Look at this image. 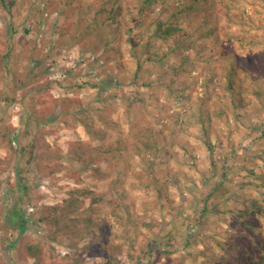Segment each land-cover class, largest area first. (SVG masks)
I'll use <instances>...</instances> for the list:
<instances>
[{
  "label": "trees",
  "instance_id": "1",
  "mask_svg": "<svg viewBox=\"0 0 264 264\" xmlns=\"http://www.w3.org/2000/svg\"><path fill=\"white\" fill-rule=\"evenodd\" d=\"M138 1L137 11L128 15L129 7L124 0H107L105 5L100 0H32L29 13L20 23L19 9L30 0H0V13L6 23L0 32L5 39L0 53L3 87L0 88V149L5 151L0 156V167L17 168V189L23 197L29 193L32 178L39 174L43 177L46 171L56 179L63 171L75 173L70 176L76 178L75 187H69L65 198L52 205L34 207L40 225L49 229L45 234L49 243L39 241L38 246L28 245V256L37 259L36 264H42L45 259L40 256L39 246L43 244L48 251L46 258H51V244L58 243L59 234L63 233L72 239L89 241L80 251L106 248V261L98 264H118L115 250L117 254L126 253L129 264H154L156 256L171 255L182 240L186 262L177 264H264V195L257 193L255 187V179L264 167V4L257 5L251 0ZM207 4H213L219 12L218 23L229 41L215 35L211 23L200 18V12L208 9ZM242 5H249V10L242 11ZM154 6H158L159 15L147 20L152 10L155 13ZM67 11L71 14L64 18L68 16ZM53 14L59 20L64 18L65 23L75 14H81V19L79 25H75L77 21L74 23L76 30L67 39L69 44L66 39L60 40L48 51V41H38L35 31L49 24ZM18 22L21 25L16 26ZM27 23L33 24L34 30L25 28ZM64 28L55 26L51 35L57 32L64 39L67 37ZM153 28L178 30L181 33L178 43L160 52L161 55L153 52L160 51L166 37H171L158 32L162 35L156 38L151 32ZM86 35H89L86 44L80 45ZM28 42L33 45L31 51L25 47ZM38 42L42 44L39 51ZM76 45L89 49L91 56L104 53L108 63L103 59L100 62L103 67L108 66L101 72L105 75L101 81L108 82H103L104 88H101L100 83L96 87L95 81L81 80L76 87L71 81L78 77L77 73H69L65 80L66 92L87 87L98 96L97 105L73 97L59 100L60 128L74 131L83 126L88 136L73 142L67 164L61 147L39 138L49 123L45 112L40 116L34 112L36 94L48 92L52 82L38 88L34 84L41 75L55 69L54 49ZM113 50L118 54L116 65L110 62ZM167 53V62H161ZM151 70L158 78L145 76ZM84 76L81 74L79 78ZM196 86L199 92L194 94ZM122 92L125 103L118 109L116 103ZM163 99L165 102L161 105ZM17 100L23 107L27 127L22 132L7 124ZM58 105L55 102L54 109ZM175 107L179 111L175 112ZM159 108H170L174 117L172 126L155 130L154 121H158L155 112ZM121 112L125 119L114 122L113 117H119ZM254 113L262 121L254 119ZM214 122L221 123V133L215 136L221 147L219 156L209 149L213 147L210 142ZM176 135L180 142L172 139ZM195 142L200 146L195 147ZM206 146L210 175L197 167L196 153L203 152ZM39 147L50 151L51 161L57 163L54 168L52 162H44L46 157L37 154ZM253 147L256 150L249 154ZM74 161L81 166L75 168ZM44 163L46 168L42 170ZM235 169L237 181L232 176ZM135 172L147 173L149 183L145 190L157 197L148 212L142 211L146 213L143 216L136 213L125 187L126 178L136 175ZM111 174L114 177H110L104 194L93 185L88 186L83 177L101 180ZM2 185L0 181V188ZM4 186L8 188L10 182L4 181ZM191 188L197 189L191 195L199 197V201L191 213L176 212L175 218L182 219L181 225L167 233L166 214L174 211L170 193L179 194L183 199L184 192ZM244 194L249 195L245 209L234 212L233 199L239 200ZM11 215L13 233H23L20 210L13 209ZM220 218L227 229L220 227ZM185 228L191 229L186 235ZM199 231L207 235L202 238ZM19 233L13 244L19 239Z\"/></svg>",
  "mask_w": 264,
  "mask_h": 264
},
{
  "label": "rangeland",
  "instance_id": "2",
  "mask_svg": "<svg viewBox=\"0 0 264 264\" xmlns=\"http://www.w3.org/2000/svg\"><path fill=\"white\" fill-rule=\"evenodd\" d=\"M103 5H105L107 0H100ZM257 5H260L261 3L264 4V0H251ZM124 4L128 5L129 10L127 12L128 15L133 14L137 11L139 7V1L138 0H124ZM32 7V0H30L29 4L24 6L23 8L19 9L21 20L20 23L23 22V20L26 18V16L29 13V9ZM106 7V6H105ZM208 9L204 10L203 12H200V18L203 19V21L210 25L211 23V29L213 30V33L215 35H220V38L224 39L225 41H229L230 38L226 35V31L223 30L222 26L218 23L219 20V12L214 8L213 4H207ZM109 8L113 9V6H110ZM158 6H154L153 9L155 10L154 14H152V11L150 13V16H147V20H150L152 16H155V14L159 15V12L157 11ZM249 5H242V11L249 10ZM244 9V10H243ZM241 11V12H242ZM68 16L64 18H69V14H71L69 11ZM113 12V11H112ZM114 13V12H113ZM81 14H75L70 17V21L68 23H65L63 19H58V16L56 14L52 15V18L50 19V23L43 25L38 31H35V38L38 39V41H48L49 47L47 48L48 51L52 50L55 46L56 42H59L60 40L66 39V44H69L70 42L67 41V39H71L74 35V29L75 25H79ZM106 16V14H104ZM77 21V22H76ZM4 18L0 13V32L4 30V27L6 26V23H4ZM77 23L74 25V23ZM17 25H21L16 23ZM60 25L61 27H65V32L67 33V37H64V39H60V33H53L51 35V29H54L55 26ZM34 25L31 23H27L25 25V28H30L32 30ZM93 27V26H92ZM152 35L156 36L158 38L159 35L158 32H162L163 34H166L167 36L170 35L171 37H166L167 41H165L164 45L161 47L160 51L153 50V52L159 53L167 51L168 47L174 48L176 43H178L177 37L181 35L178 30L173 29L170 31L165 30H159L156 31V28L151 29ZM174 33L177 34V36L174 35ZM50 36V37H49ZM89 35H86L85 37H82L84 41L82 43H79L80 45L86 44V40L88 39ZM4 40L2 36L0 35V53L3 52V46H4ZM38 42L37 51L41 48V43ZM227 43V42H225ZM54 45V46H53ZM80 45H76L72 48H63L62 50H53L54 54L52 56V59L54 62H56V67L53 69L50 73L41 75L38 80L37 84H34V87L38 88L40 85H47V82H52L51 86L49 87L48 92L42 94L38 93L35 96L36 101V108L34 110L36 116L42 115V113H46L47 119L46 122L49 123L42 133H40L39 138H45L46 141L49 143H56L61 149L64 151L65 158L68 156V152L70 150V147H72V144L74 141L77 140L78 137H82V139H88L87 134L84 132V127L79 126L74 131L64 130L62 127V123L57 119L58 114L61 111L59 100L67 98V97H73L74 99H82L85 102L89 101L92 104H96L98 102V96L97 93L87 87H84L82 90H77L76 87H78V84L81 83L80 81L85 80H92L95 81L96 87L100 83V87H103V82L106 83L108 80L101 81V79L105 76L101 72L106 69L108 65H104L100 62L101 59L104 60V62L108 63L107 60L104 57V53L98 52L93 53L91 56V51L89 49H86L84 47H81ZM26 49L29 51L32 50L33 45H31L29 42L27 46H25ZM88 50L89 53H85L84 51ZM152 51V50H151ZM169 53V52H168ZM162 56L161 59L163 63L167 62V57ZM118 54H115V51H112V55L110 58V62L112 65H116ZM89 58L92 59L91 62L84 61L89 60ZM84 59V60H83ZM113 59V60H112ZM84 62L83 64H81ZM98 62V63H97ZM82 65V67H79L78 65ZM67 69V72H65ZM82 69V71L80 70ZM100 71V72H99ZM0 73H1V67H0ZM69 73L76 74L78 77H76L73 81H71V84L73 86H76L75 88H72L71 92H66L67 85L66 79L69 76ZM81 74H85V76L82 78H79ZM113 74H116L115 72ZM157 75L152 72V70L145 74V76L150 79L151 76ZM94 76H100L97 79H93L91 77ZM112 76V74L107 75ZM154 78H158L154 77ZM152 78V79H154ZM56 81H60V84H56ZM190 79L188 80V82ZM154 83V82H151ZM0 88L2 87V84H0ZM105 90V89H103ZM197 91V92H196ZM194 94L199 92V86H196L194 88ZM20 96V93L17 94ZM125 94L122 92L119 94V98L116 103V107L121 109V105L124 104L122 102L123 96ZM97 96V97H96ZM167 100V99H166ZM18 101V100H17ZM168 101V100H167ZM55 102L59 104L56 109ZM165 102V99L161 102V105H163ZM92 107V105H90ZM171 109H173L172 105L170 106ZM170 108H159L155 112L157 116L158 121H154V128L155 130L158 129H164V127H167L166 125L172 126V118L174 117L172 112L179 111L178 107L174 108V111L169 110ZM23 113V107L18 101L17 104L14 105L12 110L10 111L9 120L7 122L8 125L13 126L18 131H23L26 129L25 124V118L22 116ZM55 113L56 115H53ZM254 119L257 118L258 120L262 119L256 115V113L253 114ZM231 119H235L233 115L230 116ZM125 119L124 114H120L119 117L115 116L113 117L114 122H117L118 120L123 121ZM260 122V121H259ZM220 124L218 122H214L215 131H213L212 134V142L210 144L213 146L209 148L206 146L204 148L203 152H198L197 157L199 158L198 162V170L206 175H210V168L208 167V148L214 152V155L219 156L221 153V147L218 146L216 142V137H218L221 133ZM227 125V124H226ZM247 126V124H246ZM228 127V126H226ZM157 136L160 135L159 133H155ZM236 136V133L234 134ZM163 138L162 136H159ZM203 138L207 139L208 137L203 133ZM165 139V138H164ZM176 142H180L181 139L179 138V135L172 138ZM136 141V139L134 140ZM195 147L200 146L198 143H193ZM245 145H248L246 142ZM54 147H52L53 149ZM250 149V148H249ZM256 150V147H253L252 150L249 151V154H252V152ZM4 150L0 149V156L4 155ZM181 153V151H180ZM37 154L39 156L46 157L44 160L45 163H51V159L49 157L50 151L43 149L39 147ZM262 156L264 158V142L262 144ZM70 160L66 158V163L68 164ZM45 163L43 164L42 170H44ZM74 167H80L81 164L78 162H73ZM56 162H52V168L56 166ZM208 164V165H207ZM105 165H103L102 170L105 169ZM6 166H1L0 169L3 171L0 172V181L3 183L2 187L0 188V264H36L37 259H32L30 256H28L27 253V247L28 245H35L40 243L39 241L45 242L48 240L46 239V232L49 231L48 228H44L40 225L38 222V217H36V210L34 207H39L43 205H52L56 202H59L63 198H65V193L69 190V187L73 188L75 187V181L76 178L70 176H75V173L73 172H66L63 171L58 178L52 177L48 171H46L43 175L41 174L36 175L32 178L30 184H29V193L25 197H23L18 189V176H17V168L12 166V168L5 170ZM106 170V169H105ZM104 170V172H105ZM261 170V169H260ZM237 169H235L232 173V176L237 181ZM258 172V171H257ZM136 175H131L130 177L126 178L125 181V187L126 191L128 192V195L130 196V203L132 202L136 207L135 211L140 216L145 215L146 213H143L142 211H147L150 204H155V200L157 199L156 194H150L145 190L146 184L149 183V177L147 176V173L140 174L139 172ZM86 177L85 183L88 186H92L99 191L100 194L106 193L108 189L109 182L111 180L110 177H114V175L110 176H104L106 178H103L101 180H98V178L94 176H83ZM10 180H9V179ZM220 180V179H219ZM4 181H9L10 186L7 188V186H4ZM256 188L258 190L256 191L260 195H264V167L262 168V173L260 176H258L256 179ZM260 183H259V182ZM212 185L215 184V180L211 182ZM140 186L139 188L137 186ZM11 187V189H10ZM125 189V188H121ZM170 189V187H169ZM208 189H206L207 191ZM197 192V189L191 188L190 191H185L183 195V199H181V196L179 194L170 193V197L173 203L170 204V206L174 207V211L172 213L166 214V222L167 226H165V231L168 233L172 230L173 227L180 226L182 219H179L180 217L175 218L176 212L181 215H185L186 213L190 212L195 208V205L197 204V201H199V197L192 196V194H195ZM257 195V194H256ZM249 199L248 194H244V196H241V199L234 200L232 202V210L235 212H243L245 209L247 202ZM35 200H37V203H35ZM250 206V203L248 204ZM19 209L20 210V222L25 227V230H23V233L14 232L12 230V212L13 209ZM187 209V211L185 210ZM181 211V213H179ZM148 212V211H147ZM189 213V214H190ZM149 217V216H148ZM220 221V227L222 229H227V225L222 222V218L219 219ZM224 221V220H223ZM184 229L185 235L191 231V229ZM9 233H13L12 237L9 236ZM20 234L19 239L17 240L16 244H13V239L16 237V234ZM199 233L202 235V238H204L207 234L203 231H199ZM236 233H240L238 230H236ZM204 240V239H203ZM207 241V240H205ZM89 242V241H88ZM83 240L79 239H72V237H69L67 235H63V233L59 234V242L58 243H52V256L51 258H46L48 251L47 249L41 244L39 246L41 248L40 256L44 258V262L42 264H98L101 263V261H106V248L99 247V248H90L88 252L80 251L83 246L87 245ZM49 243V242H48ZM185 242L183 240L178 244L179 247H175L171 255L165 256V255H158L156 256L155 263L154 264H177V263H183L185 261V253L182 251V247L184 246ZM108 247L110 248L111 245L108 244ZM99 250V251H98ZM116 255L119 256V263L118 264H129V258L126 256V253L123 254H117L115 250ZM137 256V255H136Z\"/></svg>",
  "mask_w": 264,
  "mask_h": 264
}]
</instances>
